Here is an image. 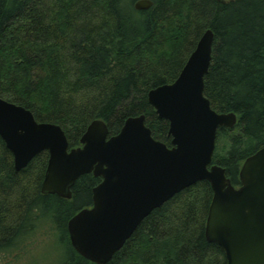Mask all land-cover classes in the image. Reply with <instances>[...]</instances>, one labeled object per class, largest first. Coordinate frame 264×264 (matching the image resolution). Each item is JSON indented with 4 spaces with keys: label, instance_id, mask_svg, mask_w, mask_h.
<instances>
[{
    "label": "trees",
    "instance_id": "trees-1",
    "mask_svg": "<svg viewBox=\"0 0 264 264\" xmlns=\"http://www.w3.org/2000/svg\"><path fill=\"white\" fill-rule=\"evenodd\" d=\"M0 0V97L59 125L70 149L88 127L104 121L109 137L129 117L144 115L153 137L172 147L170 124L148 93L174 83L207 30L213 59L204 95L218 113H236L221 128L213 164L241 185L244 162L264 147V0ZM49 153L18 172L0 136V254L21 250L39 230L59 236L60 264H95L72 246L69 221L93 205L102 179L80 177L71 200L42 193ZM201 181L155 210L108 264H227L206 237L213 198Z\"/></svg>",
    "mask_w": 264,
    "mask_h": 264
},
{
    "label": "water",
    "instance_id": "water-1",
    "mask_svg": "<svg viewBox=\"0 0 264 264\" xmlns=\"http://www.w3.org/2000/svg\"><path fill=\"white\" fill-rule=\"evenodd\" d=\"M152 6L151 0L135 3L139 11ZM213 45L214 33L207 30L178 79L148 93L158 116L170 124L172 147L156 140L140 115L129 117L113 137L104 121L95 120L82 146L70 149L59 125L38 122L30 110L0 97V136L13 154L16 171L49 153L42 193L71 200L80 177L102 179L93 189V205L68 223L71 244L82 257L108 264L155 210L207 181L214 193L207 240L224 250L227 264H264V147L244 162L239 187L213 164L218 130L233 129L238 122L236 113H218L204 95Z\"/></svg>",
    "mask_w": 264,
    "mask_h": 264
},
{
    "label": "rangeland",
    "instance_id": "rangeland-1",
    "mask_svg": "<svg viewBox=\"0 0 264 264\" xmlns=\"http://www.w3.org/2000/svg\"><path fill=\"white\" fill-rule=\"evenodd\" d=\"M66 252L55 231L43 228L21 250L0 254V264H60Z\"/></svg>",
    "mask_w": 264,
    "mask_h": 264
},
{
    "label": "flooded vegetation",
    "instance_id": "flooded-vegetation-1",
    "mask_svg": "<svg viewBox=\"0 0 264 264\" xmlns=\"http://www.w3.org/2000/svg\"><path fill=\"white\" fill-rule=\"evenodd\" d=\"M91 207V206H90Z\"/></svg>",
    "mask_w": 264,
    "mask_h": 264
}]
</instances>
